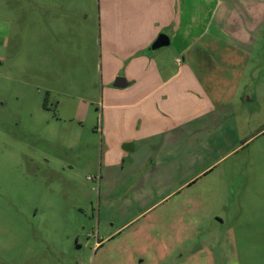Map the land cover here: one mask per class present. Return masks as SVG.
I'll list each match as a JSON object with an SVG mask.
<instances>
[{"label": "rangeland", "instance_id": "1", "mask_svg": "<svg viewBox=\"0 0 264 264\" xmlns=\"http://www.w3.org/2000/svg\"><path fill=\"white\" fill-rule=\"evenodd\" d=\"M154 24L240 86L237 131L188 121L197 161L134 176L106 83ZM0 264H264V0H0Z\"/></svg>", "mask_w": 264, "mask_h": 264}, {"label": "crops", "instance_id": "2", "mask_svg": "<svg viewBox=\"0 0 264 264\" xmlns=\"http://www.w3.org/2000/svg\"><path fill=\"white\" fill-rule=\"evenodd\" d=\"M157 26H153L157 32H151L146 43L137 50L138 58L128 65L127 79H123L122 87L114 86L119 70L108 75L106 83L110 92L106 104L107 119L121 123L122 119L132 118L140 124L137 128H129V134L128 129L122 131L121 135L108 143L114 145L122 159L130 161L134 176L146 173V167H153L156 163H164L174 170L182 163L197 161L192 150H186L188 154L185 155L183 149L177 148L179 134L187 131L188 121L207 120L211 123L210 120L219 116L218 124L212 125L206 133L210 140L225 129L234 133L237 131L236 118L232 114L235 98L241 95L240 86L223 85L220 90L205 74L213 71L209 65L181 63L177 64V71L172 70L167 58L168 51H163V48L173 46V36L160 34L167 36L170 44L151 51L159 37L157 33L168 28V24H159L161 28ZM178 50L177 53H188L191 49ZM176 61H179L178 58ZM122 109L128 110L127 117ZM169 147L171 154L168 153Z\"/></svg>", "mask_w": 264, "mask_h": 264}, {"label": "water", "instance_id": "3", "mask_svg": "<svg viewBox=\"0 0 264 264\" xmlns=\"http://www.w3.org/2000/svg\"><path fill=\"white\" fill-rule=\"evenodd\" d=\"M170 44L169 39L167 36L165 35H161L158 37V39L155 41V43L153 44V46L151 47V51H157L160 48L164 47V46H168ZM124 82L122 78H119L117 80V82L115 83V87L117 88H121L122 85L121 83Z\"/></svg>", "mask_w": 264, "mask_h": 264}]
</instances>
